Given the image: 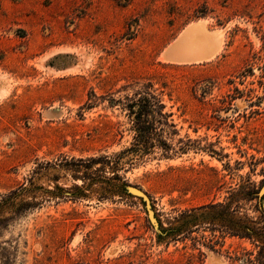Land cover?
<instances>
[{
    "label": "rangeland",
    "instance_id": "374dc122",
    "mask_svg": "<svg viewBox=\"0 0 264 264\" xmlns=\"http://www.w3.org/2000/svg\"><path fill=\"white\" fill-rule=\"evenodd\" d=\"M196 23L219 54L170 61ZM145 98L154 133L193 148L123 167L144 197L102 198L79 160L129 147ZM247 175L264 181V0H0V201L37 187L0 212V264H258L250 241L208 224L156 238L157 219L222 201Z\"/></svg>",
    "mask_w": 264,
    "mask_h": 264
},
{
    "label": "trees",
    "instance_id": "16d2710c",
    "mask_svg": "<svg viewBox=\"0 0 264 264\" xmlns=\"http://www.w3.org/2000/svg\"><path fill=\"white\" fill-rule=\"evenodd\" d=\"M151 99H154V97H151ZM126 100L132 101L128 98ZM143 102L145 103L143 105V108H145L142 111L143 113L139 117H135V121H132L131 130L134 135L129 147L110 155L102 154L79 160L80 166L86 169L82 176L83 182L90 181L86 187L92 188L97 183H105V186L101 185L99 187L102 198L106 199L114 196L133 198L127 188H133L134 186L129 185L119 173L124 169L123 167H131L134 165V161L138 162L146 156L151 155L154 149L158 148L161 150V157L171 158V156H175L176 154L187 153V151L193 148L194 142L192 143L190 139L186 142L180 139L179 143L181 146L175 149L162 134L154 133V122L150 118V112H148L153 102L148 98H145ZM139 103V101H133L132 106H128L133 109L135 106H139ZM161 116L163 118L168 117L167 114H162ZM194 149L202 150L198 147H194ZM208 152L219 156L214 150H209ZM93 167L95 168L94 173L91 172ZM226 169L231 171L230 167H226ZM107 172L112 176L105 178L107 179L105 182L101 181V174ZM93 174L98 176L95 179L94 177L90 178ZM239 178L240 182L234 187H229L227 195L222 201H211L206 205L185 210L173 218L172 221H168L167 227H164L162 222L157 219V242L167 243L177 241V238L182 234H191L193 228L201 224H208L211 226V231H215L214 228H218L226 235L250 241L257 250L254 261L258 264H264V191H262L264 181L256 184L249 175L246 177L239 176ZM30 186V190L20 186L11 191L9 195H5L0 201V212L4 208H14V201L17 198L24 196L29 191L33 193L37 189V187L33 186V183H30ZM76 189L81 191L79 196H85L82 192V186ZM57 190L68 192L63 188H57ZM52 194L54 195V192L46 190L43 192L42 197H35L36 195H34L32 197L34 201L29 204L34 206L37 198L42 200ZM70 197L73 199L77 198L76 195H70ZM248 210L253 215H250ZM249 262H252V260H249Z\"/></svg>",
    "mask_w": 264,
    "mask_h": 264
},
{
    "label": "bare ground",
    "instance_id": "6f19581e",
    "mask_svg": "<svg viewBox=\"0 0 264 264\" xmlns=\"http://www.w3.org/2000/svg\"><path fill=\"white\" fill-rule=\"evenodd\" d=\"M188 28H189V30H188ZM185 30H187L185 35L184 34L182 35V33H181V36H183L181 38V40L178 41V44L175 45L174 49H172L169 52L168 57L166 55V57L170 61L175 59L178 56L180 57V55H190L191 59L193 57H202V56L203 57H210L219 47V44H217L216 46L214 45V44H216L215 43L216 41L215 42L211 41V39L209 38V33L207 32V30L205 29V27L202 24H196L194 26H191V28H190V26H188L187 28H185ZM214 38H215V36H214ZM181 58H183V57H181ZM169 60L167 62H169ZM180 60H182V59H180ZM185 60H188V59L185 58ZM195 60H196V58H195ZM174 61H176V60H174Z\"/></svg>",
    "mask_w": 264,
    "mask_h": 264
},
{
    "label": "crops",
    "instance_id": "0c3cea01",
    "mask_svg": "<svg viewBox=\"0 0 264 264\" xmlns=\"http://www.w3.org/2000/svg\"><path fill=\"white\" fill-rule=\"evenodd\" d=\"M197 24V23H196ZM196 24H192V25H190V28H191V26H194V25H196ZM204 26V25H203ZM188 30H189V28H188ZM186 31L187 30H184L183 32H182V35L184 34L185 35V33H186ZM207 32L209 33V38L211 39V41L213 42H215L216 44H214L215 46L217 45V44H219V47L217 48V50L210 56V57H193L192 59H191V56L190 55H180V57L178 56V57H176L175 59H173L172 61H174V60H176V61H174V62H177V63H180V64H198V63H202V62H204V61H207V60H210L211 58H213V57H215L216 55H218L219 54V52H220V38H219V35L217 34V33H215V32H212V31H208L207 30ZM211 32V33H210ZM212 36H211V35ZM214 36H215V38H214ZM183 36H181V34H180V36L175 40V42H173L172 43V45L170 46V49H169V51H168V55H169V52L172 50V49H174V47H175V45L176 44H178V41H180L181 40V38H182ZM213 37V38H212ZM217 37V38H216ZM216 39V40H215ZM218 40V41H217ZM213 44V43H212ZM174 45V46H173ZM181 57H183V58H181ZM179 58V59H178ZM185 58H187L188 60H185ZM195 58H196V60H195ZM180 59H182V60H180Z\"/></svg>",
    "mask_w": 264,
    "mask_h": 264
},
{
    "label": "water",
    "instance_id": "95a60500",
    "mask_svg": "<svg viewBox=\"0 0 264 264\" xmlns=\"http://www.w3.org/2000/svg\"><path fill=\"white\" fill-rule=\"evenodd\" d=\"M128 189H129L130 192H132V193H134L136 195H139L141 197H144L143 194L140 191H138L137 189H135V188H128ZM262 191H264V186H263Z\"/></svg>",
    "mask_w": 264,
    "mask_h": 264
}]
</instances>
